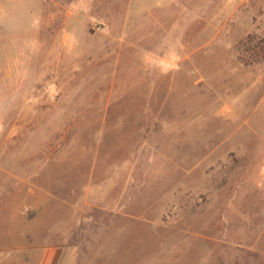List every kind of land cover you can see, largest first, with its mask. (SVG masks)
Segmentation results:
<instances>
[{"label": "rangeland", "instance_id": "374dc122", "mask_svg": "<svg viewBox=\"0 0 264 264\" xmlns=\"http://www.w3.org/2000/svg\"><path fill=\"white\" fill-rule=\"evenodd\" d=\"M264 264V0H0V264Z\"/></svg>", "mask_w": 264, "mask_h": 264}, {"label": "crops", "instance_id": "0c3cea01", "mask_svg": "<svg viewBox=\"0 0 264 264\" xmlns=\"http://www.w3.org/2000/svg\"><path fill=\"white\" fill-rule=\"evenodd\" d=\"M59 250L56 247L48 248L39 264H63V252Z\"/></svg>", "mask_w": 264, "mask_h": 264}]
</instances>
